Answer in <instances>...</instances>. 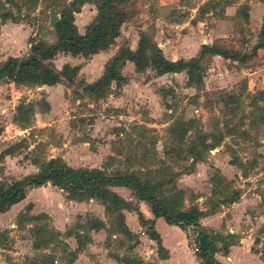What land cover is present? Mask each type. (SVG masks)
<instances>
[{
	"label": "rangeland",
	"instance_id": "1",
	"mask_svg": "<svg viewBox=\"0 0 264 264\" xmlns=\"http://www.w3.org/2000/svg\"><path fill=\"white\" fill-rule=\"evenodd\" d=\"M51 6L58 18L72 20L74 31L105 30L106 46L93 53L61 49L68 41L48 25ZM223 6L128 0L112 39L102 21L94 22V0H0V61L28 56L29 46L43 41L59 46L43 63L57 70L68 65L53 84L0 77V182L36 173L51 157L106 175L133 173L168 210L196 206L206 213L199 225L223 235L212 254L219 264H264V87L249 86L245 73L256 63L253 45L264 41L263 22L246 28L237 19L218 31L233 35L209 31ZM138 40L142 50L126 58L124 49L134 50ZM204 44L234 50L237 62L201 54ZM157 49L167 60L199 57L197 89L183 70L159 71ZM116 55L117 76L93 85ZM201 139L213 146L203 148ZM112 187L128 206L71 198L50 181L28 187L20 208L0 215V264H160V242L147 230L149 203L127 186ZM98 220L100 227L93 225ZM158 226L171 241L182 237ZM193 228L181 229L195 251Z\"/></svg>",
	"mask_w": 264,
	"mask_h": 264
},
{
	"label": "trees",
	"instance_id": "2",
	"mask_svg": "<svg viewBox=\"0 0 264 264\" xmlns=\"http://www.w3.org/2000/svg\"><path fill=\"white\" fill-rule=\"evenodd\" d=\"M128 0H94L96 4L98 17H95V23L101 22L106 30L111 34V38L117 34L118 27L121 21L125 18V11L121 7ZM9 12L2 16H9ZM58 34H63L64 41L61 43V49L76 54L81 51V48L86 47L87 52H96L104 48L108 42V33L100 31L96 26L88 28L83 33H78L69 18L65 20L62 17L53 25ZM66 31V32H65ZM73 33H70L72 32ZM260 35L264 37V22L261 24ZM142 40H138L137 47L132 50L129 47L124 49L125 57L132 59L135 54H138L142 48ZM59 47V46H58ZM52 45H46L43 41H37L29 46L30 54L28 56L18 57L14 55L7 56L0 61V77L11 78L18 82H35L53 84L61 76H65V69L68 65H63L62 70H57L50 64H45V59L51 58L54 51L58 48ZM264 47V41L253 45L251 53H255L256 49ZM209 52L218 54L224 58L235 59L237 52L227 48H216L213 45L204 44L201 47V54ZM117 57L114 56L110 62L103 67L101 76L95 79L93 85L106 84L109 80L117 76L114 66L117 63ZM153 59L156 67L161 72H179L184 71L187 76L188 83L194 82V88L197 89V84L201 83V75L199 70V57L179 58L176 60H167L163 57L160 51L153 53ZM241 59V58H240ZM68 79H70L68 77ZM93 85H87L91 89ZM260 94H264V90H259ZM229 97V96H228ZM202 138V137H201ZM201 146L207 148L213 146V143H207L201 139ZM217 144V142H216ZM215 145V144H214ZM197 151L193 150L192 160L197 157ZM46 181H50L53 185H57L67 191L71 198L81 199L86 196L97 197L102 200L105 207L112 209H120L128 206V202L110 186H127L131 189L132 194L138 200H144L149 203V211L152 218L148 219V235L150 238L159 241V235L154 227L153 217L161 216L165 222L175 224L182 228L183 225L195 226V255L200 260L201 264H219L218 260L212 255L217 248L216 243L221 242L223 235L220 233L209 232L199 225V218L206 214L196 206L186 209L168 210L160 202L159 198L154 196L150 191V185L139 179L133 173L116 172L111 175H106L100 168L87 167H71L61 162L58 157H51L41 166L40 170L31 175H26L20 179H13L8 184L0 182V212L5 211L9 206L24 197L25 191L30 186H37ZM139 221H145L142 213L137 210ZM102 222H94L93 225L102 226ZM158 248H161L159 243ZM252 250L253 248L250 247Z\"/></svg>",
	"mask_w": 264,
	"mask_h": 264
},
{
	"label": "crops",
	"instance_id": "3",
	"mask_svg": "<svg viewBox=\"0 0 264 264\" xmlns=\"http://www.w3.org/2000/svg\"><path fill=\"white\" fill-rule=\"evenodd\" d=\"M220 3H224L222 10V18L216 22V24L210 28L209 31L218 32L222 29L224 24L230 23L234 20H239L242 25H245L246 28L249 24L258 22H264V0H227L223 2L219 0ZM208 13L212 15L213 11H208ZM78 33H83L78 31ZM220 35H233L234 32L226 30L223 32H218ZM216 33V34H218ZM131 49V48H130ZM214 55V54H212ZM218 55V54H215ZM219 57H222L218 55ZM226 61H232L233 63L237 62L235 59L224 58ZM245 73L247 75V84L249 86L260 85L264 87V48L259 47L256 49V63L252 67L250 65L246 66ZM241 68H245L244 66ZM114 189V187H112ZM24 198L19 201L11 204L10 208L5 211L0 212V215L3 213H11L13 207L20 208L19 203L23 201ZM149 210V209H148ZM17 211V210H16ZM148 214V211H147ZM146 218H152V214L149 211V216L145 215ZM154 227L159 235V241L161 245L162 255L158 254L155 251L157 260H159L160 264H201L200 260L196 257L194 251L189 249L187 246V242L183 236L182 229L175 224H169L164 221L161 216L153 217ZM161 225L165 231H178V233L182 236L179 240L171 241L167 239L159 226ZM183 255H186L184 258Z\"/></svg>",
	"mask_w": 264,
	"mask_h": 264
},
{
	"label": "water",
	"instance_id": "4",
	"mask_svg": "<svg viewBox=\"0 0 264 264\" xmlns=\"http://www.w3.org/2000/svg\"><path fill=\"white\" fill-rule=\"evenodd\" d=\"M48 15H49L48 25L50 26L54 25L59 20L58 16L54 12L53 6H51L48 9Z\"/></svg>",
	"mask_w": 264,
	"mask_h": 264
},
{
	"label": "built area",
	"instance_id": "5",
	"mask_svg": "<svg viewBox=\"0 0 264 264\" xmlns=\"http://www.w3.org/2000/svg\"><path fill=\"white\" fill-rule=\"evenodd\" d=\"M191 226V225H190ZM191 229H192V227H191ZM193 230H195L194 228H193ZM191 231V230H190ZM191 233H192V231H191ZM195 233H196V231L194 232V233H192V235H193V243H192V245H193V247H194V249H195V247H196V245H195Z\"/></svg>",
	"mask_w": 264,
	"mask_h": 264
}]
</instances>
